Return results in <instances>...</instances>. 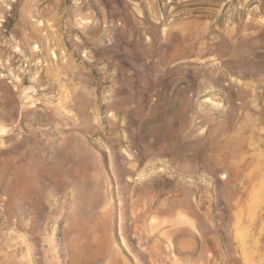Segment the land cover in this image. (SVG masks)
<instances>
[{
	"label": "rangeland",
	"instance_id": "1",
	"mask_svg": "<svg viewBox=\"0 0 264 264\" xmlns=\"http://www.w3.org/2000/svg\"><path fill=\"white\" fill-rule=\"evenodd\" d=\"M0 264H264V0H0Z\"/></svg>",
	"mask_w": 264,
	"mask_h": 264
}]
</instances>
